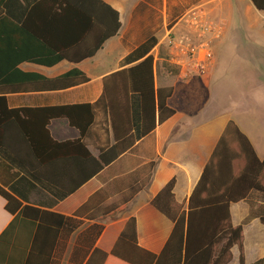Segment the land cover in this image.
I'll return each instance as SVG.
<instances>
[{"label": "trees", "instance_id": "trees-1", "mask_svg": "<svg viewBox=\"0 0 264 264\" xmlns=\"http://www.w3.org/2000/svg\"><path fill=\"white\" fill-rule=\"evenodd\" d=\"M12 1L0 0V148L57 198L75 192L94 176L100 177L103 183L71 215L22 205L0 185L5 208L14 215L0 234V264L11 250L25 253L26 257L20 263L12 254L8 264H48L44 254L48 259L56 239L67 237L85 221H92L84 237L94 241L103 229V225L96 222L115 219L118 212L148 186L155 167L153 160L117 176H102L101 172L136 138L174 114V109L168 105L173 88L154 86L153 57L146 52L156 38L150 37L126 57V61L142 59L103 78L102 94L95 103L41 109L9 107L6 94L14 91L17 83L41 76L22 71L20 63L46 66L62 60L78 63L94 55L120 27L118 12L102 0H36L29 7L21 6L18 14ZM251 2L258 10H264V0ZM15 15L23 19L13 20ZM98 28L103 31L102 35H96ZM87 80L83 71L72 67L52 78L51 84L59 89ZM129 94L136 97L138 133L129 132ZM116 96L125 98L126 104L121 108L117 106V113L113 100ZM97 107L109 112L114 138V143L101 147L98 155L90 152L81 137L57 141L51 136L47 125L50 119L60 116L66 117L69 125L83 136ZM124 123L126 131L120 128ZM172 186L173 180H170L160 194L170 197ZM252 190L264 194V158H258L248 137L230 119L192 189L187 210L173 217L172 230L159 253L137 244L136 217L132 214L126 219L112 250L106 253L94 248L92 255L100 256V264H111L108 259L112 256L120 258L122 264H228L235 247L238 264H246L243 226L233 224L230 205L244 199ZM151 202L159 207L157 197ZM260 222L264 224V216L260 217ZM48 241L51 244L46 246ZM45 248H49L47 253ZM250 264H264V255Z\"/></svg>", "mask_w": 264, "mask_h": 264}, {"label": "crops", "instance_id": "crops-1", "mask_svg": "<svg viewBox=\"0 0 264 264\" xmlns=\"http://www.w3.org/2000/svg\"><path fill=\"white\" fill-rule=\"evenodd\" d=\"M35 1L13 0L12 5L18 14L21 6L29 7ZM102 1L118 12L120 27L117 33L106 39L94 55L78 63L67 60L52 66L20 63L22 71L41 76L17 83V88L6 94L9 107L41 109L95 103L102 94L103 78L136 64L142 58L126 61V57L147 39L155 37V44L146 52V55L151 54L153 57L154 86L173 88L168 105L175 112L162 123L156 124L151 131L136 138L101 172L102 176H117L153 160L155 167L148 186L124 210L118 212L115 219L105 218L96 222L102 224L103 229L94 241L84 237L85 231L94 223L92 221H85L67 237L56 239L49 258L44 254L48 264H100L101 258L92 255L93 249L109 253L126 219L132 214L136 217L137 244L152 253H159L172 230L173 217L187 210L192 189L230 119L248 137L258 158H264V68L260 66H264V57L261 64L257 61L251 63L253 71L244 65L248 73L243 75L241 87L236 93L229 92L228 84L223 80L226 73L216 70L214 58L209 70L201 75H185L169 58L170 54L176 52V42L190 38V41L197 43L200 40L198 34L204 35L215 56L216 45L222 44L227 38L228 24L240 29L238 31L243 45L237 50L247 55H264V42L258 39L262 34L260 28L264 10H258L251 0ZM22 19L19 15L13 18L16 21ZM203 26L207 29L203 30ZM101 32L98 28L96 35H102ZM249 58L248 61L252 60ZM72 67L83 71L88 80L67 88L54 89L51 79ZM128 99L129 132L138 133L136 97L129 94ZM113 100L116 113L117 106H126L125 98L116 96ZM118 111L122 112L120 109ZM109 117V112L101 107L95 108L92 123L83 136L77 128L69 125L64 116L50 119L47 127L57 141L81 137L96 156L101 147H109L114 143ZM124 118L126 120V115ZM120 128L126 131L125 123ZM170 180H173V186L171 196L167 197L160 191ZM102 184V179L94 176L75 192L57 198L12 160L5 149L0 148V185L22 205L71 215ZM155 197L159 207L151 202ZM5 203L0 195V234L14 216L6 210ZM230 214L234 225L243 226L245 262L250 264L264 255V224L260 222V217L264 216V194L257 190L250 191L244 199L231 203ZM17 223H20V219ZM50 244V241L46 242V246ZM30 246L31 238L28 249ZM44 250L47 253L49 248ZM232 252V260L237 257L238 264L235 247ZM12 254L16 255L20 263L26 257L25 253H12L11 250L7 252L3 264H8ZM108 260H111V264H122L121 259L115 256Z\"/></svg>", "mask_w": 264, "mask_h": 264}, {"label": "rangeland", "instance_id": "rangeland-1", "mask_svg": "<svg viewBox=\"0 0 264 264\" xmlns=\"http://www.w3.org/2000/svg\"><path fill=\"white\" fill-rule=\"evenodd\" d=\"M262 26L260 28V31L262 32L261 37L258 39L261 42H264V13H262ZM240 29L238 28H232L230 24H228L226 28L227 38L225 39V42H223L220 45H216V53L215 56L213 54L214 62H216V70L218 72H224L226 73V76L223 77V80L226 81L228 84V89L230 93H236L237 90L241 87L242 78H244V74L248 73V70L245 69L244 65L247 68H252L251 71L254 70L253 66H250L251 63H255V61L263 62L264 55L260 54H251L247 55L245 53H242L241 51L237 50L238 47L242 46V38L239 34ZM252 30V29H250ZM257 40V39H253ZM223 48V49H222ZM222 49V50H221ZM250 57L252 60H247V58ZM249 58V59H250ZM262 58V59H261ZM262 68H264L263 65H260ZM250 71V70H249ZM237 254V249H236ZM237 263V257L235 260H232L229 264H236Z\"/></svg>", "mask_w": 264, "mask_h": 264}, {"label": "built area", "instance_id": "built-area-1", "mask_svg": "<svg viewBox=\"0 0 264 264\" xmlns=\"http://www.w3.org/2000/svg\"><path fill=\"white\" fill-rule=\"evenodd\" d=\"M207 29L203 26V30ZM200 40L197 43L186 38L184 41L176 42V52L169 55L173 64L182 69L185 75H201L206 73L212 65L213 53L203 34H198Z\"/></svg>", "mask_w": 264, "mask_h": 264}]
</instances>
